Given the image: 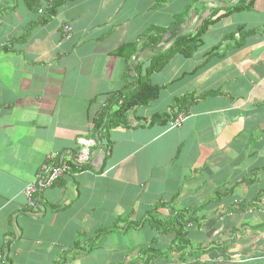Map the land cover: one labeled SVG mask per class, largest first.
I'll return each instance as SVG.
<instances>
[{
  "label": "crops",
  "instance_id": "0c3cea01",
  "mask_svg": "<svg viewBox=\"0 0 264 264\" xmlns=\"http://www.w3.org/2000/svg\"><path fill=\"white\" fill-rule=\"evenodd\" d=\"M194 1L0 0V264H264V0L151 75L159 97L126 126L94 133L153 54L237 2ZM88 140L89 165L31 215L39 168ZM176 218L181 250L153 225Z\"/></svg>",
  "mask_w": 264,
  "mask_h": 264
},
{
  "label": "trees",
  "instance_id": "16d2710c",
  "mask_svg": "<svg viewBox=\"0 0 264 264\" xmlns=\"http://www.w3.org/2000/svg\"><path fill=\"white\" fill-rule=\"evenodd\" d=\"M254 1L255 0H237V2H233L231 4L229 10L216 16V18L213 17L215 14L212 13L210 16L208 15L209 17L205 15L200 22L201 24L196 27L193 33L176 36L168 48H163L162 50L156 52V54H153V56L150 57V66L146 69L144 75H140L135 88L122 91L115 96H112V98L109 100V104L99 115L98 120L94 121L95 135H101L104 130L108 131L111 128L126 126L128 114L133 112L138 107L147 106L150 102L157 100L160 94V88L153 86L149 81V77L154 73L160 72L175 57V55L181 54L186 58H191L196 52L197 48L201 45L202 36L206 33L210 25L218 22L221 18L230 16L233 13L251 9ZM198 2L199 0H195L192 7L196 6ZM157 32H159L160 35L156 34L157 36L154 39V45H158L165 35L163 30H157ZM147 37H150V34H147ZM240 45L241 44L239 43L236 46ZM120 52L121 50L115 54H120ZM114 107H116V109H114ZM168 117V115L156 114L152 117L151 124H164L166 123V118ZM39 204L40 203L38 202V210L36 212L29 210L31 215H35L40 211L41 208ZM176 219L179 224V228L176 229L174 228L173 223L161 224L155 221L153 222V225L155 227L157 225H163V231L166 233L176 232L177 238L179 239V245H176L177 247H175L174 250H181L182 247L185 246V239L184 234L182 233L183 228L180 226V218ZM186 219L188 223L190 218Z\"/></svg>",
  "mask_w": 264,
  "mask_h": 264
},
{
  "label": "built area",
  "instance_id": "2783aa9c",
  "mask_svg": "<svg viewBox=\"0 0 264 264\" xmlns=\"http://www.w3.org/2000/svg\"><path fill=\"white\" fill-rule=\"evenodd\" d=\"M66 33L71 32V28H65ZM186 114H179L174 118L169 126L171 128L179 126L185 119ZM83 149L78 151L68 150L61 154H52L47 161L39 168L35 174L34 181L28 184L23 194L27 198L28 209L36 212L38 210L37 197L42 194L45 189H49L56 182L63 179L67 175H75L85 169L90 163V147L95 146V141L88 140L85 142ZM1 258V257H0Z\"/></svg>",
  "mask_w": 264,
  "mask_h": 264
}]
</instances>
